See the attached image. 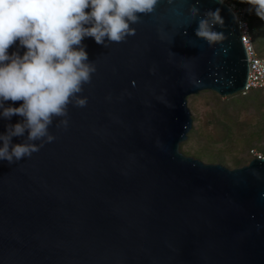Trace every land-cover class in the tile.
I'll return each mask as SVG.
<instances>
[{
	"label": "water",
	"instance_id": "water-1",
	"mask_svg": "<svg viewBox=\"0 0 264 264\" xmlns=\"http://www.w3.org/2000/svg\"><path fill=\"white\" fill-rule=\"evenodd\" d=\"M137 15L123 42L82 40L96 71L77 94L86 105L54 118L55 139L0 160V264H264V159L229 169L179 150L189 96L244 89L234 14L219 0H158ZM201 20L216 40L196 36ZM21 120L0 118V134Z\"/></svg>",
	"mask_w": 264,
	"mask_h": 264
},
{
	"label": "clouds",
	"instance_id": "clouds-1",
	"mask_svg": "<svg viewBox=\"0 0 264 264\" xmlns=\"http://www.w3.org/2000/svg\"><path fill=\"white\" fill-rule=\"evenodd\" d=\"M158 0H0V118L18 115L0 134V160L9 163L30 157L55 137L49 132L54 118H66L68 105L83 107L87 98L77 95L91 82L94 62H88L82 40L97 44L123 42L135 34L130 24L140 22L137 13L154 11ZM264 19V0H248ZM91 9L86 11V9ZM209 15H212L209 13ZM197 37L214 41L206 20L199 21ZM107 38V40L105 39ZM19 41L23 55L8 49ZM7 101H22L19 107ZM67 126V119H61ZM28 135L13 144V137ZM34 141H41L40 144Z\"/></svg>",
	"mask_w": 264,
	"mask_h": 264
},
{
	"label": "trees",
	"instance_id": "trees-1",
	"mask_svg": "<svg viewBox=\"0 0 264 264\" xmlns=\"http://www.w3.org/2000/svg\"><path fill=\"white\" fill-rule=\"evenodd\" d=\"M231 1L245 9L251 46L263 58L264 19L257 16L255 5L248 0ZM200 106L204 110L200 111ZM187 107L192 126L179 147L183 155L229 169L247 165L253 159L251 150L264 155V89L227 97L203 91L189 96Z\"/></svg>",
	"mask_w": 264,
	"mask_h": 264
},
{
	"label": "built area",
	"instance_id": "built-area-1",
	"mask_svg": "<svg viewBox=\"0 0 264 264\" xmlns=\"http://www.w3.org/2000/svg\"><path fill=\"white\" fill-rule=\"evenodd\" d=\"M219 1L225 4L234 14L240 39L246 53L248 73L244 89L241 93L245 94V92L251 89H264V57H258L251 46L248 24L244 16L245 9L236 6L231 0ZM249 153L253 159H264L263 154L257 153L254 150H251Z\"/></svg>",
	"mask_w": 264,
	"mask_h": 264
},
{
	"label": "rangeland",
	"instance_id": "rangeland-1",
	"mask_svg": "<svg viewBox=\"0 0 264 264\" xmlns=\"http://www.w3.org/2000/svg\"><path fill=\"white\" fill-rule=\"evenodd\" d=\"M201 101H199V103H200ZM200 108V111H202V110H204V107H202V106H200L199 107ZM232 169V168H231Z\"/></svg>",
	"mask_w": 264,
	"mask_h": 264
}]
</instances>
